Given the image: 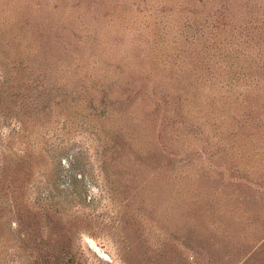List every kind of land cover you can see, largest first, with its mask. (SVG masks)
Listing matches in <instances>:
<instances>
[{
  "label": "rangeland",
  "instance_id": "374dc122",
  "mask_svg": "<svg viewBox=\"0 0 264 264\" xmlns=\"http://www.w3.org/2000/svg\"><path fill=\"white\" fill-rule=\"evenodd\" d=\"M0 264H264V0H0Z\"/></svg>",
  "mask_w": 264,
  "mask_h": 264
}]
</instances>
